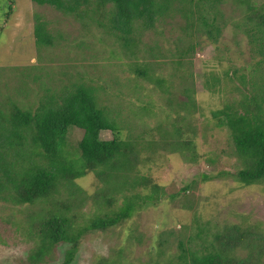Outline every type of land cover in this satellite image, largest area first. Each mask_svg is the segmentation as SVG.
<instances>
[{
	"label": "rangeland",
	"instance_id": "obj_1",
	"mask_svg": "<svg viewBox=\"0 0 264 264\" xmlns=\"http://www.w3.org/2000/svg\"><path fill=\"white\" fill-rule=\"evenodd\" d=\"M253 2L258 6L264 0ZM222 7L226 25L218 42L202 34L181 42L185 21L178 15L144 31L132 55L96 22L33 0H0V106L12 98L22 108L33 109L48 89L61 92L73 83L95 86L98 103L111 110L125 136L141 143L145 161L138 175L151 178L164 194L122 225L86 234L69 264H97L103 257L119 258L124 264H168L177 260L180 242L195 247L203 240L199 233L210 240L228 225H252L264 235V181L247 186L235 179L242 161L230 129L215 115L227 105L239 108L261 92L264 55L249 40L243 13L231 0ZM36 14L54 34L53 46H36ZM189 39L197 43L195 52L180 65L174 54ZM138 61L148 63V77L137 74ZM158 77L166 83L159 84ZM187 95L193 100L189 105ZM176 127L193 140L191 154L145 147L153 140L178 139ZM83 134L78 127L68 130L66 149L73 157L78 156L75 150ZM100 137L109 140L113 134L103 130ZM76 184L89 196L80 208L84 223L97 213L92 196L101 183L90 172ZM133 191L148 193L140 186L125 193ZM122 199L118 196V204ZM41 206L0 201V264H31L34 242L25 230L26 218ZM18 223L22 228H16ZM69 247L56 245L39 264H65Z\"/></svg>",
	"mask_w": 264,
	"mask_h": 264
},
{
	"label": "trees",
	"instance_id": "obj_2",
	"mask_svg": "<svg viewBox=\"0 0 264 264\" xmlns=\"http://www.w3.org/2000/svg\"><path fill=\"white\" fill-rule=\"evenodd\" d=\"M50 5L78 20L96 22L122 45L136 55L142 33L155 28L160 20L183 17L181 42L202 34L213 43L218 42L226 23L223 5L228 0H33ZM243 13L246 33L257 52L264 55V2L231 0ZM35 44L41 49L53 46L55 36L46 21L35 15ZM197 43L188 40L186 47L177 49L178 64L193 55ZM136 57V56H135ZM136 72L148 77V63L136 62ZM159 84L166 80L158 77ZM191 92L190 88H185ZM22 90V89H21ZM97 88L87 83H73L61 92L48 89L36 108H22L12 98L0 106V201L15 205L42 204L40 211L27 215L25 228L34 242L28 260L42 263L60 243L70 244L65 252V264L74 259L81 239L88 233L105 232L134 215L148 203L159 201L163 192L147 176L138 175L144 162L137 138L125 136L111 110L98 103ZM187 105L192 103L187 95ZM5 108V109H4ZM7 108V109H6ZM6 110V111H4ZM219 124L226 125L233 139L242 168L234 173L243 185L264 181V84L261 92L236 106L227 105ZM70 127L84 131L76 147L77 157L66 149ZM109 130L113 138L103 140L100 133ZM178 139L153 140L145 147L179 150L184 156L193 152V140L174 130ZM187 152V153H186ZM93 172L101 187L92 196L97 213L82 219L81 206L89 196L76 184V179ZM140 186L148 193L125 191ZM118 196L122 201L118 204ZM22 228V224H15ZM195 247L181 249L177 260L168 264H264V235L255 226H225L212 238L202 237ZM244 250L245 253H240ZM97 264H124L121 260L100 258Z\"/></svg>",
	"mask_w": 264,
	"mask_h": 264
}]
</instances>
